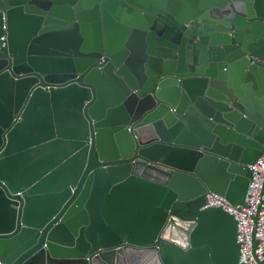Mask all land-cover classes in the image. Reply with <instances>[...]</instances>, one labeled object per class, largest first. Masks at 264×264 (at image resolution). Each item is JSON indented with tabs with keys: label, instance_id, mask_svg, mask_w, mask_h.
<instances>
[{
	"label": "water",
	"instance_id": "1",
	"mask_svg": "<svg viewBox=\"0 0 264 264\" xmlns=\"http://www.w3.org/2000/svg\"><path fill=\"white\" fill-rule=\"evenodd\" d=\"M263 152L264 0H0V264H247Z\"/></svg>",
	"mask_w": 264,
	"mask_h": 264
},
{
	"label": "built area",
	"instance_id": "2",
	"mask_svg": "<svg viewBox=\"0 0 264 264\" xmlns=\"http://www.w3.org/2000/svg\"><path fill=\"white\" fill-rule=\"evenodd\" d=\"M248 168L251 170V178L242 205L232 206L220 195L207 194L200 207L221 206L234 214L240 244L239 260L247 264H258L259 260L264 261V152Z\"/></svg>",
	"mask_w": 264,
	"mask_h": 264
}]
</instances>
